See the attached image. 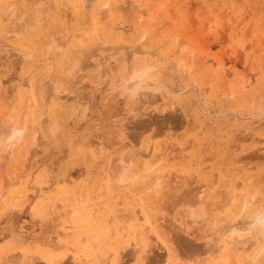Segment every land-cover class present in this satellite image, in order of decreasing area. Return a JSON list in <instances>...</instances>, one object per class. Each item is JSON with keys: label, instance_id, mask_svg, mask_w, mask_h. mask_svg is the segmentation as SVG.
<instances>
[{"label": "rangeland", "instance_id": "1", "mask_svg": "<svg viewBox=\"0 0 264 264\" xmlns=\"http://www.w3.org/2000/svg\"><path fill=\"white\" fill-rule=\"evenodd\" d=\"M19 1L0 0V127L12 120L18 126L28 120L29 127L24 124L23 136L8 151L0 143L5 155L0 156V264H49L47 256L53 253L73 264H223L224 244L217 254L197 256L179 250L171 236L183 224H193L183 231L194 243L216 234L209 217L193 222L184 204L197 189L196 195L213 201L209 206L221 222L240 206L233 208L231 202L240 203L251 192H258L255 205L264 206V0H109L105 7L103 0H92L87 12L80 0ZM94 8L103 17L83 31V21L97 14ZM23 14H33V24L25 23ZM10 24L20 25L21 33L6 31ZM134 46L149 75L155 72L146 80L120 72L119 55L128 58ZM33 135L36 154L28 145ZM118 166L130 169L134 178L119 183ZM159 169L162 185L151 190L148 181ZM81 193L89 198L86 208L92 207L93 219L87 225L82 218L80 229L69 223L66 204ZM53 200H60L59 208L51 212ZM161 219L174 227L163 228ZM141 240L144 246L138 249ZM256 249L257 244L231 253L228 264Z\"/></svg>", "mask_w": 264, "mask_h": 264}, {"label": "bare ground", "instance_id": "2", "mask_svg": "<svg viewBox=\"0 0 264 264\" xmlns=\"http://www.w3.org/2000/svg\"><path fill=\"white\" fill-rule=\"evenodd\" d=\"M21 1V0H20ZM19 1V2H20ZM23 1V0H22ZM34 1H36V0H33V3H34ZM44 1V0H43ZM49 1V0H48ZM47 1V2H48ZM81 2V4H83L82 6L84 7L83 8V11L85 10L86 12L88 11L87 9L89 8V6H88V8H87V6L86 5H88L89 3H90V1H92V0H80ZM101 1V0H100ZM125 1V0H124ZM132 1V0H131ZM137 1V0H136ZM26 2H30V0H28V1H26ZM31 2H32V0H31ZM30 2V3H31ZM103 2V3H102ZM108 2H109V0L107 1V0H103V1H101V3H102V5L101 6H103V7H105L104 5H106L107 6V4H108ZM111 3L113 2V1H110ZM115 2V1H114ZM9 3V5L8 6H10V2H8ZM7 3V4H8ZM18 3V2H17ZM29 3V4H30ZM46 3V2H45ZM45 3H43L42 2V4H44L45 5ZM97 3V4H98ZM124 3V2H123ZM132 3H134L133 1H132ZM21 4V3H20ZM41 4V5H42ZM48 4H51V3H49L48 2ZM98 4V5H99ZM113 4V3H112ZM120 4H122V2L120 3ZM125 4V3H124ZM136 4V3H135ZM141 4V3H140ZM26 3L25 4H23V6H25L26 7ZM52 5V4H51ZM90 5V4H89ZM99 5V6H100ZM126 5V4H125ZM134 4H132V6H133ZM22 5H19V7H21ZM23 6H22V8H23ZM30 6V5H29ZM46 6V5H45ZM44 6V7H45ZM85 6H86V8H85ZM131 6V7H132ZM137 6V5H136ZM142 6V5H141ZM24 7V8H25ZM96 7V6H95ZM116 7H119L118 5L116 6ZM4 8V7H3ZM10 9H11V7H9ZM21 8V9H22ZM26 8H28V7H26ZM47 8V7H46ZM97 8V7H96ZM96 8H94V10H95V13H96V11H97V14L95 15V16H91L90 18L88 17L85 21H83L84 22V24L82 23V25L81 26H83L85 29H83V31L84 30H86V29H88L89 27H91V26H95V24L100 20L99 19V15H100V13L101 12H98L99 11V9L98 10H96ZM126 8V7H125ZM124 8V9H125ZM133 8V7H132ZM137 8V7H136ZM90 9V8H89ZM103 9V8H102ZM106 9V8H105ZM133 9H135V8H133ZM133 9H131V11L133 10ZM138 9H140V7H138ZM3 10V9H2ZM26 10V9H25ZM32 10V9H31ZM46 10V9H45ZM93 10V11H94ZM127 10V9H126ZM21 11H24V10H21ZM102 11V10H101ZM128 11H130L129 10V8H128ZM139 11V10H138ZM140 11L141 12H139V13H142L143 11H142V9H140ZM9 12V11H8ZM7 12V13H8ZM42 12H44V11H42ZM41 12V13H42ZM29 14H30V11L28 12ZM32 13V12H31ZM104 13V15H105V12H103ZM106 13H108V12H106ZM132 13V12H131ZM44 14H46V13H44ZM43 14V15H44ZM82 14V13H81ZM87 14V13H86ZM136 14V13H135ZM42 15V14H41ZM41 15L39 14L38 16H40L41 17ZM52 15V14H51ZM151 15V14H150ZM19 16V15H18ZM23 16H24V14H23ZM27 16H29L28 14H27ZM31 16H33V14L31 15ZM31 16L30 17H23V18H21V19H23V21L26 23V22H32V19H31ZM100 16H102L103 17V15L101 14ZM21 17H22V14H21ZM86 17V16H85ZM136 17V16H135ZM139 17V16H138ZM1 18H2V16H1ZM101 18V17H100ZM4 19V18H3ZM102 19V18H101ZM153 19H154V17H153ZM35 20V19H34ZM88 20H89V22H88ZM20 21H22V20H20ZM38 20H36V22H37ZM42 21V20H41ZM44 21V20H43ZM15 22H17V21H15ZM18 22H19V20H18ZM41 23V22H40ZM43 23V22H42ZM123 23V22H122ZM18 24V23H17ZM17 24H10V26L12 27V28H10V26H8V28L9 29H7L6 31H14V35L16 34V35H18L19 33H21L20 32V28L21 27H19ZM27 24H29V23H27ZM32 24H33V22H32ZM34 24H35V22H34ZM45 24V23H44ZM121 24V23H120ZM24 25V24H23ZM23 25H22V27H23ZM29 25H31V24H29ZM37 25V24H36ZM85 25V26H84ZM118 25V24H117ZM123 24H121V26H122ZM6 26V25H5ZM40 26V25H39ZM78 26H80V25H78ZM124 26V25H123ZM149 26H151V25H149ZM2 26H0V29H1V31H2V29L3 28H1ZM125 27V26H124ZM19 28V29H18ZM34 28V27H33ZM79 28V27H78ZM96 29V28H95ZM94 29V30H95ZM75 30V29H74ZM80 30V29H79ZM5 31V32H6ZM21 31L23 32L24 30L23 29H21ZM80 31H82V29L80 30ZM79 31V32H80ZM76 32V31H75ZM78 32V33H79ZM123 32V31H122ZM12 33V32H11ZM81 33V32H80ZM79 33V34H80ZM97 33V32H96ZM5 34V33H4ZM6 34H7V32H6ZM33 34V33H32ZM60 34V33H59ZM75 34V33H74ZM77 34V33H76ZM78 34V35H79ZM86 34H88L87 33V31H86V33H85V35ZM13 35V34H12ZM55 35V34H54ZM84 35V36H85ZM143 35H146V32L144 31V33L142 34V36ZM22 36V35H21ZM188 36V35H187ZM192 36V35H191ZM14 37H16V36H14ZM190 37V36H189ZM1 38H3L2 36H1ZM141 38H143V37H141ZM176 40H174L173 42H174V44L176 43V41H177V44H178V40H177V38H175ZM188 39V38H187ZM190 39V38H189ZM36 40V39H35ZM49 40H52L51 38H49ZM172 40V39H171ZM182 41H184V40H182ZM46 42L48 43V41L46 40ZM45 42V43H46ZM88 42V41H87ZM86 42V43H87ZM196 42H198V41H196ZM46 43V44H47ZM86 43H85V45H86ZM184 43V44H183ZM49 44V43H48ZM88 44V43H87ZM180 44H181V42H180ZM182 44L183 45H185L184 47L186 48V46L188 45H186L185 44V41L184 42H182ZM51 45V44H50ZM84 45V46H85ZM105 45H106V43H105ZM29 46V45H28ZM47 46V45H46ZM179 46V45H178ZM2 47V46H1ZM45 47V46H44ZM48 47V46H47ZM86 47V46H85ZM98 47V46H97ZM100 47V46H99ZM115 47V46H114ZM123 47V46H122ZM135 47V46H134ZM137 47H139V46H137ZM29 48V47H28ZM183 48V47H182ZM17 49V48H16ZM24 49V48H23ZM22 49V50H23ZM45 49V48H44ZM104 49V48H103ZM112 49H114L115 50V52H117V50H116V48H112ZM132 49V48H131ZM137 48L135 47V49H133L132 50V55L131 56H129L128 58L126 57H122L121 56V54L119 55V61H120V72L121 73H123L122 75H124L125 73H127V72H130V73H132L133 75H135V74H140L141 76H142V79H144V80H146L147 79V77L149 76H151V74L152 75H155V72L153 71V73H151V71H150V75H149V73L147 72V70L145 69L146 68V66H145V63H144V61L142 60V59H140L139 58V55H137V54H139V52L136 50ZM145 49V48H144ZM143 49V50H144ZM178 49V48H177ZM7 50V49H6ZM9 50V49H8ZM25 50H27V48L25 49ZM78 50V49H77ZM85 50V49H84ZM87 50V49H86ZM105 50V49H104ZM140 50V49H139ZM156 50V49H155ZM29 51H31V50H29ZM71 51V50H70ZM83 51V50H82ZM124 51H127V49L126 50H124ZM149 51V50H148ZM147 51V52H148ZM22 52V51H21ZM24 52V51H23ZM45 52H46V50H45ZM114 51L112 50L111 52H110V54L111 53H113ZM150 52V51H149ZM149 52H148V54H149ZM25 53H28V51H26V52H24V53H22L23 55L25 54ZM71 53V52H70ZM76 53H77V51H76ZM128 53V52H127ZM141 53V52H140ZM150 53H157V52H150ZM30 54V53H29ZM34 54V53H33ZM83 54V53H82ZM26 55V54H25ZM32 55V54H31ZM90 55V54H89ZM29 56V55H28ZM80 56V55H79ZM78 56V57H79ZM85 56V55H84ZM86 56H88V55H86ZM117 57V56H116ZM85 58V57H84ZM118 58V57H117ZM80 59V58H79ZM83 59V58H82ZM127 59V60H126ZM86 60H87V58H86ZM90 60V59H89ZM185 60H187V59H185ZM184 60V58L182 59V58H180L179 57V60L178 61H185ZM82 61V60H81ZM117 61V60H116ZM84 62V61H83ZM88 62V61H87ZM87 62H85V63H83L84 64V66H85V64L87 63ZM92 62V61H91ZM100 62V61H99ZM90 62H88V64H89ZM180 63H183V62H180ZM75 64H77V63H75ZM79 64V63H78ZM83 64H81V66L79 67L80 69H83L82 68V65ZM93 64V63H92ZM87 65V64H86ZM94 65V64H93ZM186 65V64H185ZM78 66V65H77ZM107 66V65H106ZM181 66H184L183 64L181 65ZM190 66V65H189ZM91 67H92V65H91ZM75 68V67H74ZM107 68V67H106ZM103 69V68H102ZM102 69H101V73H103L102 72ZM104 70H105V68H104ZM107 70H108V68H107ZM74 72V71H73ZM105 72H107V71H105ZM108 72H110V71H108ZM181 72H183V71H181ZM187 72V71H186ZM40 74H42V73H40ZM94 74H96V73H94ZM99 75V74H98ZM40 76V75H39ZM45 76H46V74H45ZM94 76V75H93ZM96 76V75H95ZM102 76V75H101ZM100 76V77H101ZM36 77H38L37 75H36ZM99 78V77H98ZM38 79H35L34 81L36 82ZM92 80V79H91ZM94 80V79H93ZM102 80V79H101ZM123 80V79H122ZM41 81V80H40ZM101 82V81H100ZM111 82V81H110ZM121 82V81H120ZM124 82V81H123ZM128 82V81H127ZM37 83V85H38V82H36ZM42 83V82H41ZM40 83V84H41ZM133 83V82H132ZM132 83H126L125 85L126 86H130V84H132ZM44 84V83H43ZM244 84V83H243ZM46 85V84H45ZM120 85V84H119ZM123 85V84H122ZM38 86H40V85H38ZM37 86V87H38ZM118 86V85H117ZM49 87H50V85H49ZM48 87V88H49ZM54 87V86H53ZM120 86H118L117 87V89L119 88ZM145 87V86H144ZM152 87H154V86H152ZM158 87V86H157ZM36 88V87H35ZM111 88V95L113 96V97H115L116 95H117V90L115 91V89H116V86H112V87H110ZM126 89H127V87H125ZM44 89H45V86H44ZM155 89V88H154ZM23 90V89H22ZM52 90V89H51ZM50 90V91H51ZM55 90V89H54ZM157 90H158V88H157ZM34 91H36L37 92V90H34ZM47 91V90H46ZM119 91V90H118ZM146 92H147V90H145ZM144 90H143V92H145ZM152 92H153V88H152V90H151ZM122 92H124V91H122ZM155 92V91H154ZM48 93H49V89H48ZM104 93V92H103ZM149 93V92H148ZM147 93V94H148ZM47 94V93H46ZM49 94H51V93H49ZM49 94H48V96H49ZM140 94L141 93H139V96H140ZM147 94H143L144 96L145 95H147ZM155 93H154V97H155ZM157 95H158V92H157ZM35 96H36V94H35ZM42 96H44V95H42ZM152 96H153V93H152ZM152 96H149V99H150V101L152 100ZM159 96V95H158ZM141 97V96H140ZM151 97V98H150ZM153 97V98H154ZM71 98H73V96L71 97ZM103 98L105 99V98H107V94H105L104 96H103ZM157 98V97H156ZM155 98V99H156ZM159 98V97H158ZM140 99H142V98H140ZM140 99H138V101L140 100ZM147 99H148V97H147ZM148 99V100H149ZM174 99V98H173ZM175 100V99H174ZM173 100V101H174ZM46 101V100H45ZM48 101V100H47ZM46 101V102H47ZM138 101H137V103H138ZM152 101H154V99L152 100ZM151 101V102H152ZM172 101V102H173ZM39 102V101H38ZM136 102V101H135ZM141 102V101H140ZM143 102V101H142ZM141 102V103H142ZM172 102H170L171 104L170 105H173L172 104ZM137 103H136V105H137ZM2 105H3V103H2ZM8 105V104H7ZM6 105V103H5V106H7ZM38 105V104H37ZM139 105H141V104H139ZM20 106H21V104H20ZM138 106V105H137ZM23 107H24V105H23ZM22 108V107H21ZM139 108V107H138ZM87 109V108H86ZM140 109V108H139ZM262 109H264V104H262ZM3 110V109H2ZM261 110V109H260ZM3 111H5V110H3ZM8 111V110H7ZM22 111H24V110H22ZM80 111V110H79ZM137 111V110H136ZM44 113H45V111H44ZM78 114H79V112H77ZM15 114V113H14ZM176 114V113H175ZM24 115V114H23ZM43 116L45 115V114H42ZM139 115V114H138ZM169 116V115H168ZM176 117H177V115H175ZM27 117H28V115L26 116V119H27ZM46 117V116H45ZM85 117V116H84ZM132 117V116H131ZM151 117V116H150ZM28 118H30V117H28ZM34 118V117H33ZM42 118V117H41ZM40 118V119H41ZM47 118V117H46ZM18 119V118H17ZM16 119V120H17ZM22 119H24V118H22ZM35 119V118H34ZM148 119V118H147ZM171 119H173L172 117H171ZM175 119V118H174ZM45 120V119H44ZM51 120V119H50ZM135 120H136V118H135ZM150 120V119H149ZM28 121V120H27ZM27 121H26V123H23V126H18L17 125V122H14L13 123V120H12V124H9V123H11L10 121H8L9 123V125H7V127H5V128H3L5 125H6V123H4L3 124V122H2V124L4 125L2 128H3V130H2V128L0 129V135H1V149H3V148H5V150H7L8 148H10V147H12V145L15 143V140H18L19 138H21L22 136H23V132H22V129L24 128V126L25 125H27ZM131 121V120H130ZM134 121V120H133ZM142 121H143V119H142ZM174 121V120H173ZM21 122H22V120H21ZM36 122V121H35ZM50 122V121H49ZM141 122V121H140ZM145 122V121H144ZM144 122L142 123V124H144ZM29 123V122H28ZM43 123V122H42ZM51 123H53L52 121H51ZM1 124V125H2ZM25 124V125H24ZM38 124V123H37ZM46 124V123H45ZM139 124V123H138ZM146 124V123H145ZM20 125V124H19ZM43 125V124H42ZM52 126H53V124H51ZM51 125H50V128H52L51 127ZM28 126V125H27ZM141 126V125H140ZM29 127V126H28ZM31 127V126H30ZM38 127V126H37ZM142 127V126H141ZM53 128H54V126H53ZM144 128V127H143ZM48 129V128H47ZM139 129V128H138ZM2 130V131H1ZM44 130H46L45 129V127H44ZM54 130V129H53ZM143 130V129H142ZM33 131H34V128H33ZM137 131V130H136ZM49 132V131H48ZM138 132H139V130H138ZM137 132V133H138ZM31 133V132H30ZM47 133V132H46ZM54 133V132H53ZM135 133V132H134ZM48 134H50V133H48ZM52 135V134H51ZM140 135V134H139ZM170 135V134H169ZM34 136L35 135H33V137H32V139H30L31 141H30V143L31 144H28V145H31V151H33V153L35 152L33 149V147H32V144L34 145V143H35V140H34ZM137 136V135H136ZM136 136H134V137H136ZM25 138H27V137H25ZM93 138V137H92ZM28 139V138H27ZM170 141V140H169ZM90 142H92V141H90ZM150 142V141H149ZM148 142V143H149ZM29 143V142H28ZM92 143H94V141L92 142ZM128 143V142H127ZM151 143V142H150ZM161 143H162V141H161ZM91 144V143H90ZM163 144V143H162ZM167 144V143H166ZM26 145V144H25ZM26 146V147H29V146ZM96 146H97V144H95ZM101 145H103V144H101ZM127 146V145H126ZM25 147V148H26ZM45 147V146H44ZM150 148H151V146H149ZM148 147V148H149ZM167 147H168V145H167ZM13 148V147H12ZM37 149V148H36ZM165 149V148H164ZM168 149H169V147H168ZM4 150V149H3ZM25 150V149H24ZM23 150V151H24ZM26 150H27V148H26ZM98 151H99V153L101 152V150H102V148H99V149H97ZM169 150H171V149H169ZM8 151V150H7ZM121 151V150H120ZM148 151H150V149H148ZM148 151L144 154V156L148 153ZM164 151V150H163ZM6 152V151H5ZM97 152V151H96ZM27 153H28V151H27ZM31 153V152H30ZM32 153V155L31 156H29L30 157V159H31V157L34 155ZM141 153V152H140ZM158 153V152H157ZM165 153V152H164ZM168 153H169V151H168ZM3 154V151H2V153L0 152V156ZM21 154V153H20ZM24 154V153H23ZM29 154V153H28ZM35 154H36V152H35ZM98 154V152L95 154V155H97ZM4 155V154H3ZM8 155V154H7ZM25 155V154H24ZM27 155V154H26ZM99 155L100 154H98V157H99ZM117 155H118V153H117ZM153 155V154H152ZM5 156V155H4ZM7 158H8V156H6ZM24 157V156H23ZM116 158H114V160L116 161L117 160V162L118 161H120V157H119V155L118 156H115ZM1 158H5V157H1ZM97 158V157H96ZM113 158H111V159H113ZM6 159V158H5ZM24 159V158H23ZM29 159V158H28ZM102 159V158H101ZM4 160V159H3ZM25 160V159H24ZM32 160V159H31ZM97 160V159H96ZM139 160V159H138ZM29 161V160H28ZM32 162H33V160H32ZM35 162V161H34ZM95 162V161H94ZM96 162H98V161H96ZM116 162V163H117ZM145 162V161H144ZM36 163V162H35ZM81 163V162H80ZM155 163V162H154ZM162 163V162H161ZM109 164H111V163H109ZM113 164V163H112ZM115 164V163H114ZM137 164V163H136ZM120 165H121V163H120ZM139 165V164H138ZM114 166V165H113ZM115 166H116V164H115ZM124 166V165H123ZM112 167V166H111ZM151 167V166H150ZM155 167V166H154ZM113 168H115V167H113ZM140 171V170H139ZM145 171V170H144ZM116 172V175H115V178L117 179V181L119 182V183H121V184H123V182H125L126 181V179H128V178H132V176H133V174H131L130 173V169H125V168H123L122 166H118V170H116L115 171ZM150 172V171H149ZM140 173V172H139ZM138 173V174H139ZM142 173V172H141ZM145 173V172H144ZM144 173H143V175H144ZM137 174V175H138ZM154 174V173H153ZM162 173H161V171H160V169L158 170V171H156V173L154 174V176L152 177V179L150 180V181H148V185H147V188H150L151 190H152V188L153 189H155V187L157 188L156 190H159L158 188H160V186L162 185V183H161V178H162ZM175 175V174H174ZM112 176V175H111ZM177 176V175H176ZM113 177V176H112ZM104 178V177H103ZM133 178H134V176H133ZM151 178V177H150ZM12 179V178H11ZM112 179V178H111ZM137 179V178H136ZM112 180H114V179H112ZM111 180V181H112ZM129 180V179H128ZM130 180H133V179H130ZM9 181H11V180H9ZM8 181V182H9ZM104 181V180H103ZM115 181V180H114ZM12 182V181H11ZM131 182V181H130ZM146 182V181H145ZM13 183V182H12ZM117 183V182H116ZM129 183V182H128ZM98 184V183H97ZM113 184H115V183H113ZM125 184V183H124ZM127 184V183H126ZM103 185L104 184H101V185H99L98 186V191L99 190H102V188H103ZM143 185V184H142ZM116 186V185H115ZM114 186V187H115ZM97 187V186H96ZM199 187V186H198ZM197 187V188H198ZM3 189V188H2ZM138 189H139V187H138ZM150 189H148V190H150ZM195 189V188H194ZM197 191H199L200 192V190L199 189H197L196 190V193L194 194L193 192V196H187V195H185V196H187V197H185V203L184 204H187L188 205V207H189V211H190V213H191V215H192V218L193 219H191V220H193V222H197L198 223V221L201 219V218H205V217H209L210 219H211V224H212V226H210L211 228H210V230L212 231V230H214L215 231V235L214 234H212V236H210L208 239H206V240H204V243H202V244H198L197 243V241H196V243H194L193 241H191V238H189L188 239V236H184L185 234H184V231H186V230H189V228H191V227H193V224L192 225H181V226H177L176 227V229L177 230H175L174 231V229L172 228L171 230H168L169 231V233H170V235H171V232L170 231H174L175 233L174 234H172V238L175 240V243H179V245H180V247L179 248H182V249H179V250H190L191 252H193V253H196V255L198 256V254L197 253H199V255L200 254H205V253H210V254H217L218 252H220V250H221V248H222V245L221 244H224L223 245V253H222V259H223V264H228V261L230 260V257L233 255L234 256V253H238L239 251L238 250H243V248H247V250H249V249H251L254 245H256L257 244V249L253 252H251V253H249L248 254V256L247 255H243L242 253V255H240L239 256V258H238V260H236L237 261V264H264V206H259V205H255V200L257 199V197H258V192H251L249 195H244V196H242V199H241V202L239 203V201L237 202V200L236 201H232L231 203L232 204H230L233 208H237L238 206L237 205H239L240 204V206L238 207V210L237 209H235V213L231 210V211H228L226 214H225V217H226V215H228L229 214V216H228V218H226V220H224L225 222H221L220 221V218L217 216V214L216 213H213V211H212V209H213V207H210L209 205H210V203H212L213 201H209V200H203L202 199V195H201V193H199L198 195H196L198 192ZM194 192H195V190H194ZM3 193V192H2ZM61 193V192H60ZM59 193V194H60ZM93 193V192H92ZM13 195V194H12ZM83 195V193H81L80 194V196H78L77 197V199L76 200H74V202H67L68 204H66L67 206H66V213H67V218H68V221H69V223L71 224V225H75V226H78L79 227V225L81 224L80 223V221L82 220V218H83V220L84 219H86V221H87V225H89V224H91V220L93 219V214H92V212H91V209H92V207H90V209L89 208H86V206H89L90 204V202L88 203V201H89V198H88V196H87V198L84 196H82ZM92 195V194H91ZM110 195V194H109ZM65 196V195H64ZM231 197V196H230ZM73 198V197H72ZM103 198V197H102ZM55 199V198H54ZM210 199V198H209ZM216 200V199H215ZM221 200V199H220ZM228 200L230 201V198L228 197ZM60 200H53V202H52V204H51V206H50V209H51V212H53V211H56V210H58V208H59V205L57 204L58 202H59ZM183 202H184V200H182ZM181 201V202H182ZM225 201V200H224ZM223 202V201H222ZM228 203V201H225V203ZM51 203V202H50ZM226 203V204H227ZM216 204V203H215ZM224 204V203H223ZM177 205V204H176ZM219 205V204H218ZM217 206V205H216ZM216 206H214V208L216 207ZM64 207V206H63ZM146 208V207H145ZM220 208V207H219ZM232 208V209H233ZM45 209H47V208H45ZM49 209V208H48ZM221 209V208H220ZM218 210V209H217ZM47 211V210H46ZM49 212H50V210H48ZM48 211H47V213H46V216L48 215ZM63 211V210H62ZM6 212V211H5ZM59 213V212H58ZM61 213V212H60ZM43 214V213H42ZM41 214V215H42ZM49 214H51V213H49ZM54 214H55V212H54ZM63 214V213H62ZM151 214V213H150ZM152 214H154V213H152ZM52 216V215H51ZM65 216V215H64ZM159 217H160V215H158ZM66 218V217H65ZM154 218V217H153ZM156 218V217H155ZM189 218V217H188ZM150 219V218H149ZM152 219V218H151ZM3 220V219H2ZM157 220L158 219H156L155 220V222H157ZM186 220V219H185ZM188 220H190V219H188ZM67 221V220H66ZM109 221V220H108ZM151 221V220H150ZM220 221V222H219ZM2 222V221H1ZM151 222H153V219H152V221ZM188 222H190V221H188ZM219 222V223H218ZM173 223V222H172ZM151 224V223H150ZM159 224H161V226L163 227V228H165V229H169L168 227H170L169 225H171V224H169V225H167V223L166 222H164V220H162L161 219V221L159 222ZM158 224V225H159ZM174 224V223H173ZM188 224V223H187ZM190 224V223H189ZM145 226H146V224H144ZM148 225V224H147ZM177 225H178V223H177ZM91 226V225H90ZM104 226V225H103ZM119 226V225H118ZM172 226V225H171ZM78 227H76V230H77V228ZM172 227H174V226H172ZM179 227L182 229V230H179ZM80 228V227H79ZM110 228V227H109ZM81 229V228H80ZM149 229V228H148ZM193 229V228H192ZM209 229V228H208ZM73 229H70V231H72ZM111 230V229H110ZM162 230V229H161ZM160 230V233L161 232H163V231H161ZM179 230V232H177ZM184 230V231H183ZM89 231H90V229H89ZM137 231V230H136ZM145 231V230H144ZM180 231H182V233H180ZM147 232V231H146ZM151 232V231H150ZM149 232V233H150ZM164 232H165V235H163V234H161V236L163 235V238L165 239V236H166V238H167V242H169L170 241V235H166L167 234V232L164 230ZM148 233V232H147ZM158 233H159V231H158ZM159 233V234H160ZM69 234H70V232H69ZM144 234H145V232H144ZM158 234V235H159ZM68 235V234H67ZM82 235V234H81ZM147 235V234H146ZM150 235H151V233H150ZM174 235V236H173ZM76 236V234H74L73 233V235H72V238L73 237H75ZM91 236V235H90ZM69 237V236H68ZM116 237V236H115ZM121 237V236H120ZM150 238L152 237V236H149ZM71 238V237H70ZM69 238V239H70ZM171 238V240L173 241L172 243H174V240ZM155 239V238H154ZM193 239V238H192ZM139 241H140V239H138ZM143 240V239H142ZM141 240V244H140V246H138V249H141L143 246H144V241H142ZM157 240V239H156ZM166 240V239H165ZM177 240V241H176ZM83 242V241H82ZM97 242V241H96ZM95 242V243H96ZM120 242V241H119ZM149 242V241H148ZM159 242V241H158ZM157 242V243H158ZM165 242V241H164ZM38 243V242H37ZM78 243V242H77ZM90 243H92V242H90ZM61 244V243H60ZM73 244V243H72ZM94 244V243H93ZM154 244V243H153ZM169 244V243H168ZM62 245V244H61ZM74 245H75V243H74ZM118 245H119V243H118ZM173 245V244H172ZM176 245V244H175ZM88 246V245H87ZM94 246H95V244H94ZM102 246V245H101ZM148 246H149V244H148ZM154 246V245H153ZM174 246V245H173ZM44 247V246H43ZM49 247L50 246H48L47 248L49 249ZM104 247V246H103ZM129 247V246H128ZM137 247V246H136ZM135 247V248H136ZM159 247H162L161 245H159ZM51 248V247H50ZM57 248V247H56ZM59 248V247H58ZM130 248V247H129ZM134 248V249H135ZM157 248V247H156ZM162 248H164V247H162ZM171 249H172V247H170ZM174 248V247H173ZM176 248H177V246H176ZM176 248H174V250L173 251H175L176 250ZM39 249H41V248H39ZM55 249V248H54ZM70 249V248H69ZM146 249V248H145ZM147 249H149V247L147 248ZM165 249V248H164ZM163 249V250H164ZM46 249H45V247H44V251H45ZM75 250V249H74ZM121 250V249H120ZM39 251V250H38ZM42 251V250H41ZM127 253H128V251L127 250H125ZM134 251H136V250H133L132 252H131V250H130V252H131V254L134 252ZM143 251V250H142ZM148 251V250H147ZM149 251H150V249H149ZM161 251V250H160ZM165 251V253H166V250H164ZM187 251H186V253H187ZM238 251V252H237ZM240 251V252H241ZM49 252V251H48ZM68 252V251H67ZM137 252V251H136ZM146 252V251H145ZM157 252V251H156ZM155 252V253H156ZM185 252V251H184ZM239 252V253H240ZM243 252V251H242ZM45 253V252H44ZM64 253V252H63ZM77 253H79V252H77ZM76 253V254H77ZM147 253V252H146ZM177 254L179 253V251L177 250V252H176ZM231 253H233L232 255H231ZM50 254V253H49ZM67 254V253H66ZM70 255H71V252L69 253ZM80 254V253H79ZM110 254V253H109ZM143 254V253H142ZM157 254V253H156ZM173 254H174V252H173ZM46 255V254H45ZM68 255V254H67ZM67 255H65V257L67 256ZM120 255H121V253H120ZM123 255V254H122ZM135 255V254H134ZM145 256H146V254H144ZM158 255V254H157ZM164 255V254H163ZM179 256H180V254H178ZM182 255V254H181ZM191 255H192V253H191ZM195 255V254H194ZM63 255H59V257H62ZM75 256V255H74ZM86 256H88V255H86ZM129 256V255H128ZM130 256H132V255H130ZM151 256V255H150ZM186 256V255H185ZM237 256V255H236ZM247 256V257H246ZM28 257V256H27ZM27 257H25V259L27 258ZM69 257H71V256H69ZM81 257V256H80ZM120 257V256H119ZM142 257V256H141ZM174 257V256H173ZM172 257V258H173ZM184 257V256H183ZM9 258V257H8ZM47 258H48V261L49 262H51V263H49V264H56L57 263V261H58V264H73V263H71V261L69 262V261H63L62 262V259L61 258H58L57 257V259H55V257H54V253H53V256L52 255H49V257L47 256ZM82 258V257H81ZM104 258V257H103ZM122 258V257H121ZM124 258H126V259H128L127 258V256L126 257H124ZM152 258V257H151ZM185 258V257H184ZM237 258V257H236ZM244 258H246V259H244ZM37 259V258H36ZM59 259H61L60 261H59ZM65 258H63V260H64ZM71 259V258H70ZM83 259V258H82ZM81 259V260H82ZM117 259V258H116ZM132 259V258H131ZM156 259L157 258H155V262H156ZM160 258H158V260H159ZM161 259H162V254H161ZM231 259H232V257H231ZM28 260V259H27ZM67 260V259H66ZM73 260H75L74 258H73ZM77 260H78V258H77ZM125 260V259H124ZM128 260H130V259H128ZM127 260V261H128ZM150 260V259H149ZM152 260H153V258H152ZM162 260H164V259H162ZM173 260V259H172ZM179 260V259H178ZM33 261H36V260H33ZM39 261V260H38ZM103 261V260H102ZM120 261V260H119ZM126 260H125V262H127ZM137 261V260H136ZM161 261V260H160ZM186 261V260H185ZM222 261V260H221ZM26 262V261H25ZM31 262L32 261H29V263L28 264H31ZM45 263L44 262V260H41V261H39L38 263H36V264H39V263ZM108 262V261H107ZM129 262V261H128ZM147 262V261H146ZM146 262H145V264H146ZM151 262V261H150ZM173 262V261H172ZM178 262V261H177ZM231 262V261H230ZM33 263V262H32ZM80 263H81V261H80ZM79 263V264H80ZM83 263H85V262H83ZM120 263H121V261H120ZM154 263V262H153ZM159 262H157V264H158ZM232 263V262H231ZM2 264V263H1ZM34 264V263H33ZM45 264H48L47 262L45 263ZM86 264V263H85ZM141 264V263H140ZM166 264H168V263H166ZM169 264H170V262H169ZM178 264V263H177ZM180 264V263H179ZM214 264H217V262H214ZM234 264V263H233Z\"/></svg>", "mask_w": 264, "mask_h": 264}]
</instances>
